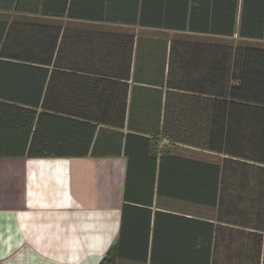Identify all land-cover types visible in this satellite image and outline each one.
I'll return each mask as SVG.
<instances>
[{"label": "crops", "instance_id": "crops-1", "mask_svg": "<svg viewBox=\"0 0 264 264\" xmlns=\"http://www.w3.org/2000/svg\"><path fill=\"white\" fill-rule=\"evenodd\" d=\"M5 1L16 0H0L1 41L11 25L41 24L47 35L59 21L4 10ZM70 1L76 15L103 19L61 20L64 50H117L124 37L134 39L125 122L117 127L111 109L104 123L80 119L96 128L86 157H0V264H100L111 247L116 264H264V141L255 128L246 136L247 124H213L215 100L221 113L228 103L229 49L264 48L260 37L239 36L263 31L264 0ZM53 61L37 65L31 79L47 70V87ZM61 63L60 106L85 116L103 111L79 82L101 69L121 82L127 75L124 56L111 62L67 54ZM12 69L1 67L0 78ZM6 90L13 98L21 93ZM1 97L0 146L29 144L35 124L26 139L16 119L17 108L27 107ZM167 113L173 142L163 129ZM42 125L40 139L51 144L88 131Z\"/></svg>", "mask_w": 264, "mask_h": 264}, {"label": "trees", "instance_id": "trees-1", "mask_svg": "<svg viewBox=\"0 0 264 264\" xmlns=\"http://www.w3.org/2000/svg\"><path fill=\"white\" fill-rule=\"evenodd\" d=\"M3 3L4 5L1 8L4 10L14 9L16 11H29L33 13L40 11L42 15L51 14L52 18L59 21L54 24L52 31L50 33L48 32L47 35L44 31H40L46 28L41 24H38L37 29L30 27L29 24L11 25L6 31L4 40L1 41L0 39V68L5 66L13 67L10 71L12 74L0 78L2 82V84L0 82V89L4 92H0L1 98L9 101L15 99L14 101L27 107L17 108L19 111L16 115V119L18 118L24 123L20 122L23 128V135L26 139L31 133L32 124H35L34 133L29 144L0 146V157H86L90 152L91 141L96 128L90 123L80 121V119H88L95 123H104L109 120V109H111L112 116L110 118H113L112 122H115V125L119 128H122L124 125L133 37L126 36L123 38V41L118 43L117 50L119 53L116 48H101L100 46H97L96 50H89L88 48H82L77 42L75 44H78L80 46L79 48L77 45H73L69 47L71 48L69 51L64 50L66 37L65 33L62 32L61 20L102 21L103 18H97L91 15H76L79 7L74 1L16 0L15 2L5 1ZM262 7L264 11V4ZM262 21H264L263 18ZM260 28L263 31L255 33L241 30L239 36L260 37V39L264 40V25ZM241 29H244V25L241 26ZM230 35H233V32ZM73 38H77V34H74ZM67 54L75 55V57L81 55L87 60L91 58H96L99 61L109 59L111 62H114L117 58L120 60V57L124 56L127 69L124 82L112 79L116 78V75L106 72L104 69H101L99 72L101 75H95L91 79L79 82L80 87L88 88L87 92L94 94V105H100L102 107L103 113L100 116L92 117L91 114H86L85 116L81 112L72 110L68 112L61 108V96L59 94L56 95L55 91L60 90L61 87L58 84V74L60 73L59 69H63L64 67L61 63L62 57ZM229 57V77L223 81L224 88L227 85L229 88V94L224 96V99H228V103L224 101V111L221 113L222 102L221 100L219 102L215 100L213 124H247L248 127L245 129L246 136L247 134L252 136L255 128L256 136H260L264 141V48L231 47L229 49ZM52 58H54L52 64L54 71L52 72L47 87L45 86L47 70L41 73L43 79L33 81L31 76L40 73V68H37V65L50 66ZM6 62L13 63L7 64ZM85 71L87 73L95 72L92 69ZM52 83L53 85H49ZM9 86H14V90L19 89L21 91L20 95L13 98L11 96L12 93H9L11 91L6 90ZM45 88L46 93L43 94ZM11 89L13 88L10 87ZM52 89L54 90L53 93L48 92V90ZM40 103L42 110L37 114L36 109L39 108ZM62 114H65V116ZM165 116L163 129L173 142L168 113ZM237 119L242 120L243 123H236ZM62 122L64 124L83 125L88 131L84 133L85 136L83 138L71 139L73 142L67 144H51L46 143V139H40V137L44 138L43 134L40 133V127H43L42 124H62ZM253 124H255V127H253ZM144 142L148 146L149 141L145 139ZM125 198L127 200L129 199L128 194ZM114 251L115 247L109 248L100 264H116V254L114 255ZM141 259L142 257L139 256L137 261L140 262L142 261Z\"/></svg>", "mask_w": 264, "mask_h": 264}]
</instances>
